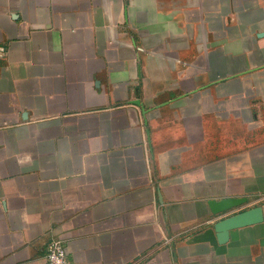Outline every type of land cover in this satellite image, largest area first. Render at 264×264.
<instances>
[{
  "label": "crops",
  "instance_id": "crops-1",
  "mask_svg": "<svg viewBox=\"0 0 264 264\" xmlns=\"http://www.w3.org/2000/svg\"><path fill=\"white\" fill-rule=\"evenodd\" d=\"M0 51V264H264L208 206L264 196V0H0Z\"/></svg>",
  "mask_w": 264,
  "mask_h": 264
},
{
  "label": "water",
  "instance_id": "water-1",
  "mask_svg": "<svg viewBox=\"0 0 264 264\" xmlns=\"http://www.w3.org/2000/svg\"><path fill=\"white\" fill-rule=\"evenodd\" d=\"M247 202L246 198H227L220 201H209L208 206L213 215L231 212ZM264 220L263 208L257 206L240 213L224 218L214 224L219 244L227 242L229 232L238 228L262 223Z\"/></svg>",
  "mask_w": 264,
  "mask_h": 264
},
{
  "label": "built area",
  "instance_id": "built-area-1",
  "mask_svg": "<svg viewBox=\"0 0 264 264\" xmlns=\"http://www.w3.org/2000/svg\"><path fill=\"white\" fill-rule=\"evenodd\" d=\"M0 55H3L2 51ZM45 259L46 264H69L61 242L56 239H51L47 243Z\"/></svg>",
  "mask_w": 264,
  "mask_h": 264
},
{
  "label": "rangeland",
  "instance_id": "rangeland-1",
  "mask_svg": "<svg viewBox=\"0 0 264 264\" xmlns=\"http://www.w3.org/2000/svg\"><path fill=\"white\" fill-rule=\"evenodd\" d=\"M260 205L262 208L264 207V196H253L247 199V202L242 206L238 207L237 210L247 209L251 207H257ZM245 211V210H244ZM243 212V211H242Z\"/></svg>",
  "mask_w": 264,
  "mask_h": 264
},
{
  "label": "trees",
  "instance_id": "trees-1",
  "mask_svg": "<svg viewBox=\"0 0 264 264\" xmlns=\"http://www.w3.org/2000/svg\"><path fill=\"white\" fill-rule=\"evenodd\" d=\"M258 206H260V205H258Z\"/></svg>",
  "mask_w": 264,
  "mask_h": 264
}]
</instances>
